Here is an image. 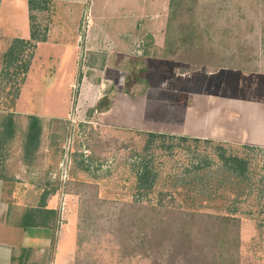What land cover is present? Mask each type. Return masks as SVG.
<instances>
[{
  "label": "rangeland",
  "instance_id": "rangeland-1",
  "mask_svg": "<svg viewBox=\"0 0 264 264\" xmlns=\"http://www.w3.org/2000/svg\"><path fill=\"white\" fill-rule=\"evenodd\" d=\"M233 1L208 0L205 5L217 16L215 20L218 23L224 20L220 14L235 5ZM239 7L246 12L256 10L247 2L240 3ZM164 30L165 28L158 29L160 36ZM161 38L158 37L157 40ZM246 43L241 50L248 59L245 63H239L250 69H260V48L256 46L252 36L247 38ZM81 45L80 41L79 47ZM143 48L144 45L139 43L134 56L132 55V60L138 66L132 69L127 85L133 84L137 77L145 79L147 69L145 59L142 58ZM79 55V66L74 77L69 76L68 67L61 66L57 76H53V71L45 75L43 79L46 87L39 94L51 105L45 109L55 111L56 114L54 118L43 121L42 154L40 165H35L39 170L35 174H38L36 178H39L42 186L51 179L52 190L56 188L58 229L68 232L65 242L68 248L63 246V253L71 254L70 247L73 245L74 255L76 252L83 255L89 253L97 264H150L142 257L121 259L119 249L106 242L105 233L99 240L79 239V213L83 208L76 196L65 192V184L69 181L97 185L101 198L127 202L133 200L137 194L135 186L139 181L136 173L140 175L141 166L147 165L148 170L155 176L147 199L156 201L159 193H169L184 208L196 209L194 204L202 198L196 194L200 189L199 185L206 183L210 177L211 186L220 187L223 191L232 190L233 185L229 183L238 182L222 170V157L228 159L233 156L247 162L245 168L248 173L243 181L259 189V194L256 195L258 197H241L245 201L237 214L241 219V264H264V75H244L240 71L226 70L217 73L213 78H207L204 75L205 69L201 68V76H195L194 80H176V84H171L172 89L162 90L155 83L156 86L145 99L124 105L118 98L115 108L105 116L107 121L120 126V129H115L99 125L95 121L94 106L90 108L98 97L94 89L100 83L98 67H101L104 60L91 59L90 55V60L87 61L89 69H83L80 66L83 60L81 54ZM70 63L71 61H66L67 65ZM149 63L155 81H171L170 77L163 76V69L169 67L168 63ZM176 63L173 67H177L175 72L178 75L195 72L191 71L189 64ZM133 71L135 76L132 75ZM171 72L169 69L170 74ZM22 79L20 75L13 83L5 85L4 91H0V103L9 104V101L14 100L13 95L22 86ZM2 85L0 82V90ZM7 90L9 95H6ZM112 92L106 90L104 96L111 95ZM173 93H184L185 97L177 102L172 96ZM181 115H185L188 120L184 129L177 121ZM193 120L197 121V130H193ZM146 133L206 135L208 138L222 139V142L210 139L208 141L212 143L209 145L196 144L179 141V137L170 140L153 138ZM89 145L94 149L87 147ZM137 168L140 169L137 171ZM196 169L202 170L200 172L195 171ZM222 175L225 176V182L220 184ZM196 177L203 180H195ZM189 184L197 190L188 191ZM227 193L226 199L231 202L235 196ZM222 194L220 191L217 195ZM259 201H262L263 209L255 207ZM249 205L254 207L250 208ZM204 207L207 208V204ZM199 210L208 213L220 211L214 208Z\"/></svg>",
  "mask_w": 264,
  "mask_h": 264
},
{
  "label": "crops",
  "instance_id": "crops-1",
  "mask_svg": "<svg viewBox=\"0 0 264 264\" xmlns=\"http://www.w3.org/2000/svg\"><path fill=\"white\" fill-rule=\"evenodd\" d=\"M168 6L169 0H0V82L3 83L0 91L16 77L23 78L14 100L9 104L0 103V264H97L91 255L77 252L74 255L73 245L71 254L63 253L68 232L58 229L56 188L52 190L51 179L42 186L36 178L39 170L35 165H40L42 154V124L56 114L45 109L51 105L39 95L46 87L43 78L51 71L57 76L61 66L68 67L69 76L74 77L79 54L83 69H89L90 58H102L104 63L98 67L101 80L94 89L98 97L90 108L104 97L106 90L113 91L110 109L95 114V121L103 127L120 129L105 117L115 108L118 98L122 104L129 105L148 97L155 83L167 90L173 88L171 84H176V80H194L195 76H201L199 71L178 75L177 67H173L176 62L144 58L143 48L147 92L138 98L123 93L132 69L138 66L132 60L138 44L144 45L145 38L151 37L155 46H163L164 32L160 36L158 29L166 26ZM18 41L26 46L22 47ZM13 46L16 60L9 63L8 72L16 77L3 82L1 73L7 68L4 57ZM67 60L71 61L70 66ZM148 61L168 63L163 76L170 77L171 81H155ZM23 65L24 72L20 69ZM226 70L204 72V75L213 78ZM132 75L135 76V71ZM9 94L7 90L6 95ZM172 96L178 102L185 94ZM177 121L183 129L188 124L185 115ZM191 122L193 130H197V121ZM164 134L222 142L206 135Z\"/></svg>",
  "mask_w": 264,
  "mask_h": 264
},
{
  "label": "trees",
  "instance_id": "trees-1",
  "mask_svg": "<svg viewBox=\"0 0 264 264\" xmlns=\"http://www.w3.org/2000/svg\"><path fill=\"white\" fill-rule=\"evenodd\" d=\"M205 1L208 2L169 0L163 46H155L152 38L146 37L144 58L189 64L191 71L204 68L206 73L228 69L244 74H264V0H232L235 5L229 7L224 14H220L224 20L218 23L215 20L217 16L208 10ZM242 2H247L256 10L243 11L239 7ZM232 19L234 22H229ZM249 36L253 37L256 46L261 50L260 69H250L239 63L240 61L245 63L248 59L241 48L247 44ZM17 43L22 44V47L26 46L23 42ZM14 49L13 46L4 57L7 68H3L1 73L3 82L16 77V74L12 76L8 72L9 63L16 60V56L13 55ZM20 69L23 72L26 70L24 65ZM147 89V81L137 77L133 84L124 87L123 93L131 98H138L145 95ZM111 104V96L105 95L96 103L93 113H105ZM146 134L153 138L176 139L161 134ZM177 140L207 145L212 143L208 140L184 137ZM87 147L94 149L91 145ZM222 160L223 172L238 182L229 183L233 185V189L231 187L232 190L223 191L220 187L211 186L210 177L206 183L199 185L200 189L196 194L202 198L194 204L196 209L184 208L169 193H159L156 201L147 199L155 181V176L148 170L147 165L141 166L143 169L141 168L140 175L136 173L139 181L135 186L137 194L133 200L127 202L101 198L97 185L69 181L65 184V192L76 196L83 208L79 213L81 221L79 239L99 240L105 233L106 242L114 244L119 249L120 258L123 260L142 257L150 264H241V219L237 216L245 202L241 197L248 199L254 197L259 194V189L243 181L245 174L248 173L245 168L246 161L233 156L228 159L222 157ZM139 169L137 168V171ZM200 170L202 169L195 171ZM222 179L219 181L220 184L225 182L224 175ZM195 180L203 179L196 177ZM189 186L188 191L197 190L192 184ZM220 191L223 194L217 195ZM227 192L235 196L232 201L229 200L231 202L226 199ZM261 202L259 201L255 207L263 209ZM205 204L207 208L204 207ZM201 208L207 210L214 208L220 211L208 213L199 210Z\"/></svg>",
  "mask_w": 264,
  "mask_h": 264
}]
</instances>
